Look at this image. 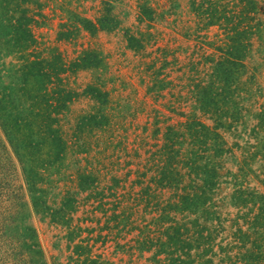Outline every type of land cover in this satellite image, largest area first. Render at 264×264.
<instances>
[{
  "label": "rangeland",
  "instance_id": "1",
  "mask_svg": "<svg viewBox=\"0 0 264 264\" xmlns=\"http://www.w3.org/2000/svg\"><path fill=\"white\" fill-rule=\"evenodd\" d=\"M228 1L233 0H115L110 10L113 27L91 33L77 16L96 20L103 13L102 0H38L39 4H26V13H16L23 16L17 28L26 26L35 40L21 51L4 43L16 32L8 28L9 24H17L15 18L8 20L14 11L0 12V92L8 93L15 104L10 115L14 111L28 112L29 103L24 101L15 79L25 59H49L59 53L70 63L84 51L96 54L94 64L63 74L65 84L76 94L58 115V126L67 141L66 154L61 161L40 170L37 183V187L47 189L44 198L52 208L62 207L67 196L76 199L69 227L53 222L49 214L36 212L33 196L40 193L29 190L19 166L14 174L0 163V264H89L86 250L91 258L105 264H154L147 257L156 247L149 251L137 248L141 226L149 236L170 241L173 248L180 246L164 230L170 222H162L159 217L167 202H175V188H159L148 181L153 184L149 203L143 198L146 182L134 180L138 176L147 180L157 174L166 153L162 154L164 158L153 159L152 151L163 143L166 127L182 128L193 114L211 127L216 125L229 148L217 158L212 157L213 150L203 151L205 157L222 164L211 204H206L221 223L205 220L201 208L168 213L179 224L190 226L199 219L202 224L212 225V229L220 226L213 246L217 255L211 264H224L220 245L235 242L232 232L236 227H248L240 217L248 207L236 202L233 193L236 188L264 192V127L258 125L257 116L264 104V31L262 37H251L246 71L240 78L237 116L222 115L217 125L213 117L196 109L191 92L192 77H205L210 71L218 55L215 47L224 37L223 28L206 23V11L213 5L225 6ZM256 1L257 20L264 21V0ZM3 2L12 8L17 0ZM19 6L23 8L22 4ZM25 15L32 19L28 25L23 20ZM89 86L100 91L101 96L95 97ZM86 115L95 116L103 124L88 122L78 127ZM6 140L0 125V144L7 147ZM185 142L176 147L191 150L198 146L190 143L188 137ZM1 156L0 149V159ZM203 162L198 159V163ZM179 169L185 173L189 170L181 165ZM84 172L97 178L93 184L96 194L90 195L77 186V176ZM119 176L123 178L120 186L113 181ZM184 176L183 183L194 177L192 173ZM130 207L134 221L116 227L113 213L129 212ZM79 225L93 228L92 235L78 230ZM71 230L74 231L69 236ZM31 243L36 245L32 247ZM78 245L86 249L80 251L81 255L75 253ZM31 247L41 252L37 263ZM168 255L161 254L163 258Z\"/></svg>",
  "mask_w": 264,
  "mask_h": 264
},
{
  "label": "trees",
  "instance_id": "2",
  "mask_svg": "<svg viewBox=\"0 0 264 264\" xmlns=\"http://www.w3.org/2000/svg\"><path fill=\"white\" fill-rule=\"evenodd\" d=\"M3 1L5 0H0V12L11 9L14 13L8 20L11 22L15 18L17 21L16 25L9 24L8 28L14 29L16 32L13 36L10 35L4 43L16 51L26 50L35 40L32 33L29 32V28L26 26L23 29H21L22 27L17 28L23 16H16V13L20 11L26 13L27 3L39 4V2L38 0H17L14 7L10 8V3L5 4ZM114 1L102 0L103 13L96 20L77 16L78 22L91 33H94L98 28H112L115 21L110 10ZM18 3L22 4L23 8ZM213 7L206 11L208 17L206 23L210 26L216 25L223 28L224 37L221 44L215 47L218 55L210 66V71L205 73V77L201 75L192 77L194 82L191 85V92L196 109L217 121V119H222V115L229 118L237 116L240 103L238 91L242 86L240 78L246 71L245 59L250 50L251 37L254 34H259L262 37L264 21L257 20L259 8L256 0H233L228 1L225 6L215 7L213 5ZM23 20L25 25L32 21L28 15H25ZM95 58V52L84 51L70 63L64 60L59 53H53L49 59L40 57L25 59L23 65L17 69L18 74L15 77L20 85L16 84V87H20L19 90L23 92L24 101L29 103L28 112L24 114L20 111L8 114L15 109V104L8 93L0 92V125L8 145L6 147L5 144H0L2 167H5L9 173L14 171L15 174L16 166H19L29 190L33 193H40L39 196H33L34 210L38 213L49 214L53 222L67 224L68 227L70 215L77 207L76 199L72 195L67 196L62 201V207L52 208L46 204L44 198L47 189L37 187V183L41 177L40 170L61 161L66 154L67 141L58 126V115L67 108L68 103L76 94L65 84L63 74L92 65L95 63ZM89 91L95 97L101 96V92H96L91 86H89ZM257 116L259 118L258 125L264 127V104ZM80 120L78 127L87 125L88 122L96 126L103 124V122L99 124L96 117L92 115L82 116ZM220 123V121L216 122L217 125ZM217 128L216 125L213 127L207 125L195 114L182 124V128L168 125L160 148L152 151L153 159H159L163 157V152L166 153L165 158L163 157L165 159L163 167L159 166L157 174L150 176L147 180L141 176L134 180L135 183L146 182L142 187L143 198L149 203L152 200V182L159 188L171 186L175 188L173 193L175 202H167L159 217L162 222L163 220L170 222L165 225L164 230L168 231V238L177 240L181 243L180 246L173 248L170 241L149 236L150 233H146L142 226L139 228L141 238L137 240V248L149 251L152 247H156L153 254L147 257V260L154 264H211L213 256L217 255L213 246L221 231L220 226L214 225L212 229V225L209 227L202 224L199 219H195L190 223V227L186 224H179L168 213V211L177 209L187 210L188 207L201 208L205 214V220H217L221 223L219 217L214 215V211L206 206L207 203L211 204L210 197H212V192L221 176L222 164L214 158L229 149L225 146V140ZM186 137L189 138L190 143L198 145L196 149L182 150L176 147L178 144L184 143ZM208 150H213L212 157L214 156V158L205 157L203 151ZM198 159L204 160V162L200 164ZM180 165L189 170L186 173L182 172L179 169ZM228 172L232 174L230 171ZM191 173L194 177L183 183L184 174L190 175ZM96 179L89 172L79 173L76 184L79 189L88 191L92 195L97 193L93 186ZM122 180L123 178L120 176L113 178L117 185ZM232 198L248 207L240 216L248 227L247 229L242 226L236 227L232 232L234 243L228 242L225 246L218 244L221 248L220 252L224 253L221 261L224 264H264V192L236 188ZM103 199L97 202L101 203L100 201ZM132 208L130 207V209ZM254 209L256 211L252 215ZM122 212L113 213L116 227H120L123 223L127 226L128 223L134 221L131 216L133 209L129 212ZM92 229L89 226L84 228L81 225L78 226V230H87L89 235H92ZM73 231L71 230L69 236ZM33 244L36 245L31 243L32 247ZM32 247L31 250L36 256L37 263L41 259V252ZM76 248L75 253L78 255H81L80 251L86 250L84 246L80 245ZM193 249L195 250L194 255L192 254ZM231 249L237 250L230 253ZM86 252L88 253L87 263L105 264L98 258H91L88 250ZM163 252L168 253V257L163 258L161 256Z\"/></svg>",
  "mask_w": 264,
  "mask_h": 264
}]
</instances>
